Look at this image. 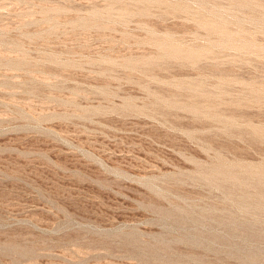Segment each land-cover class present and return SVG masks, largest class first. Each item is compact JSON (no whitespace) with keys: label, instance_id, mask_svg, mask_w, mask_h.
Returning a JSON list of instances; mask_svg holds the SVG:
<instances>
[{"label":"rangeland","instance_id":"rangeland-1","mask_svg":"<svg viewBox=\"0 0 264 264\" xmlns=\"http://www.w3.org/2000/svg\"><path fill=\"white\" fill-rule=\"evenodd\" d=\"M0 264H264V0H0Z\"/></svg>","mask_w":264,"mask_h":264}]
</instances>
